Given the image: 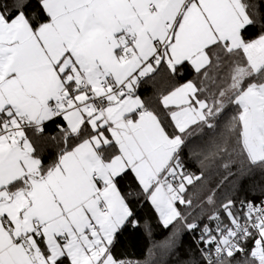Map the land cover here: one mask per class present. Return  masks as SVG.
I'll list each match as a JSON object with an SVG mask.
<instances>
[{"label": "snow or ice", "instance_id": "snow-or-ice-1", "mask_svg": "<svg viewBox=\"0 0 264 264\" xmlns=\"http://www.w3.org/2000/svg\"><path fill=\"white\" fill-rule=\"evenodd\" d=\"M185 150L224 170L204 198ZM254 170L264 0H0V264H154L184 234L190 264H264V189L216 198ZM146 204L172 231L123 259Z\"/></svg>", "mask_w": 264, "mask_h": 264}, {"label": "trees", "instance_id": "trees-1", "mask_svg": "<svg viewBox=\"0 0 264 264\" xmlns=\"http://www.w3.org/2000/svg\"><path fill=\"white\" fill-rule=\"evenodd\" d=\"M162 81L163 78L158 77L156 82L143 85L140 90L142 98L148 99L150 104L155 103V94L163 87ZM185 160L189 171L196 174H200L202 170L204 172L202 182H198L195 188L190 189L200 198H204L211 189H215L225 175L222 168L211 164L209 161L205 160L202 163V158L196 156L189 158L187 150H185ZM235 171L236 168L234 167L233 172ZM261 189H264V173L254 170L242 180L239 176L229 177L228 181L216 189V198L219 202L229 196L234 198L247 197L258 202L261 199ZM138 214L141 227L135 231L130 230L125 233L117 249V255L123 259L144 261L149 256V249L153 248L155 243L165 240L172 231L171 228H163L150 205L146 204L138 208ZM145 221L151 225L150 233L145 230ZM196 236H198V233ZM181 241V246L174 251L162 252L159 249H154L156 252L154 264H190L193 255L199 256L196 250V241L189 234H184Z\"/></svg>", "mask_w": 264, "mask_h": 264}, {"label": "built area", "instance_id": "built-area-1", "mask_svg": "<svg viewBox=\"0 0 264 264\" xmlns=\"http://www.w3.org/2000/svg\"><path fill=\"white\" fill-rule=\"evenodd\" d=\"M199 235V234H198ZM197 238H198V236H197Z\"/></svg>", "mask_w": 264, "mask_h": 264}]
</instances>
